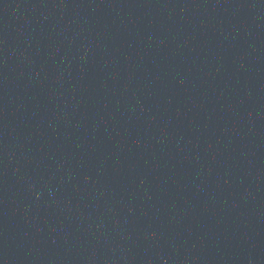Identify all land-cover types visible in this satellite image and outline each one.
I'll list each match as a JSON object with an SVG mask.
<instances>
[{"label": "water", "instance_id": "95a60500", "mask_svg": "<svg viewBox=\"0 0 264 264\" xmlns=\"http://www.w3.org/2000/svg\"><path fill=\"white\" fill-rule=\"evenodd\" d=\"M0 264H263L200 0H0Z\"/></svg>", "mask_w": 264, "mask_h": 264}]
</instances>
